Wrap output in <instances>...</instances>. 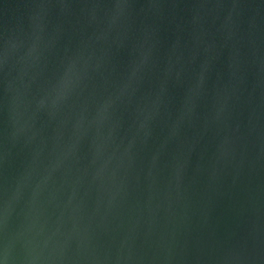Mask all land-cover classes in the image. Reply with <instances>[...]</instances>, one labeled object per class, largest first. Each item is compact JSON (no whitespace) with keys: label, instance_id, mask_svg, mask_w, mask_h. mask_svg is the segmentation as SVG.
Returning a JSON list of instances; mask_svg holds the SVG:
<instances>
[{"label":"water","instance_id":"95a60500","mask_svg":"<svg viewBox=\"0 0 264 264\" xmlns=\"http://www.w3.org/2000/svg\"><path fill=\"white\" fill-rule=\"evenodd\" d=\"M3 264H264V0H0Z\"/></svg>","mask_w":264,"mask_h":264},{"label":"snow or ice","instance_id":"6c2138e0","mask_svg":"<svg viewBox=\"0 0 264 264\" xmlns=\"http://www.w3.org/2000/svg\"><path fill=\"white\" fill-rule=\"evenodd\" d=\"M0 264H3V261H0Z\"/></svg>","mask_w":264,"mask_h":264}]
</instances>
